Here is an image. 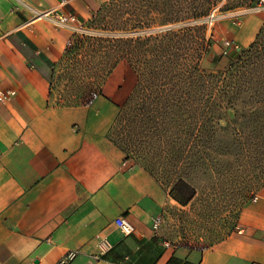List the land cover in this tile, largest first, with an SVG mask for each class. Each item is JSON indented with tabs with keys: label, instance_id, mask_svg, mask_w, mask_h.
<instances>
[{
	"label": "crops",
	"instance_id": "1",
	"mask_svg": "<svg viewBox=\"0 0 264 264\" xmlns=\"http://www.w3.org/2000/svg\"><path fill=\"white\" fill-rule=\"evenodd\" d=\"M107 1L0 0V91L17 93L0 101V264H57L69 252L74 264H264V187L241 211L242 233L205 251L154 230L175 201L109 139L137 78L117 68L91 106L55 103L52 71L74 32L38 14L58 10L83 24ZM263 22L252 16L230 37L251 43Z\"/></svg>",
	"mask_w": 264,
	"mask_h": 264
},
{
	"label": "trees",
	"instance_id": "2",
	"mask_svg": "<svg viewBox=\"0 0 264 264\" xmlns=\"http://www.w3.org/2000/svg\"><path fill=\"white\" fill-rule=\"evenodd\" d=\"M256 5L258 0H108L72 36L57 65L65 67L70 108L102 96L101 85L118 64H130L137 82L109 139L128 161L171 188L169 196L181 207L197 199L190 181L199 173L210 181L208 197L242 209L264 187V23L225 69L202 68L214 45L206 20L217 9Z\"/></svg>",
	"mask_w": 264,
	"mask_h": 264
},
{
	"label": "rangeland",
	"instance_id": "3",
	"mask_svg": "<svg viewBox=\"0 0 264 264\" xmlns=\"http://www.w3.org/2000/svg\"><path fill=\"white\" fill-rule=\"evenodd\" d=\"M257 15H264V8H260L259 5L227 13H221L219 9L214 11L206 20L209 29L208 36H213L214 45L211 48L210 54L202 62L204 71L215 72L225 69L236 53L249 47L252 42H247L243 37L237 38L236 40L232 39L230 34L233 29L243 31L245 22L252 16ZM83 26L84 24H81L80 30L77 33L84 31ZM226 42H230L231 46H227ZM235 46H238L239 50H236ZM215 59L217 63L216 61L214 62ZM56 67L58 81L53 86L55 87L53 89L54 100L57 105L68 107L66 101H64V95L67 92V80L63 76L65 67L61 65ZM117 68L120 69L121 74L126 79H130V76L137 78L135 71L127 61L118 64L112 73ZM108 78L101 85L102 92ZM231 120L233 119L229 117V122ZM223 124L226 125L225 122ZM231 127L232 125L228 128L230 129ZM190 183L198 191L197 199L185 208L170 200L156 215L154 219V230L164 240L173 245H184L205 251L225 241L232 234L239 231V214L242 208L236 204L225 205L220 200L215 202L208 197L209 195L212 196L211 184L207 177L201 173L197 174ZM164 189L168 190V192L171 190L168 186H165ZM250 200L245 202V204ZM233 225L237 226L235 230L232 229Z\"/></svg>",
	"mask_w": 264,
	"mask_h": 264
},
{
	"label": "built area",
	"instance_id": "4",
	"mask_svg": "<svg viewBox=\"0 0 264 264\" xmlns=\"http://www.w3.org/2000/svg\"><path fill=\"white\" fill-rule=\"evenodd\" d=\"M258 2H259V7L264 8V0H258ZM64 4L65 2L61 3V5ZM37 19L49 21L57 28H69L74 33H77L80 30V26H81V23L79 24V21L77 20L76 17L71 15L61 14L58 12V10H49L41 14H38ZM226 45L231 46V43L226 42ZM235 49L239 50V47L235 46ZM16 95L17 93L15 91H8V92L0 91V101L2 102L9 101L11 98L15 97ZM98 98L99 96L97 94H93L87 106H91ZM116 225L128 236L133 234L135 231L132 224L125 218L117 219ZM239 232L242 233L241 230ZM76 257L77 254L75 252H69L65 256H63L57 262V264H74Z\"/></svg>",
	"mask_w": 264,
	"mask_h": 264
}]
</instances>
